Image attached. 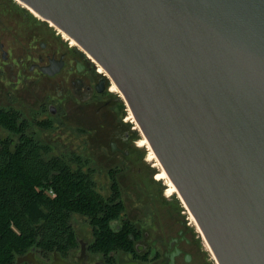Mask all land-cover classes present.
I'll list each match as a JSON object with an SVG mask.
<instances>
[{"label":"water","instance_id":"obj_1","mask_svg":"<svg viewBox=\"0 0 264 264\" xmlns=\"http://www.w3.org/2000/svg\"><path fill=\"white\" fill-rule=\"evenodd\" d=\"M18 1L117 86L216 263L264 264V0Z\"/></svg>","mask_w":264,"mask_h":264},{"label":"flooded vegetation","instance_id":"obj_2","mask_svg":"<svg viewBox=\"0 0 264 264\" xmlns=\"http://www.w3.org/2000/svg\"><path fill=\"white\" fill-rule=\"evenodd\" d=\"M18 4L0 0V143L36 148L35 189L72 200L54 228L65 243L25 253L43 264H217L185 205L153 179L107 74Z\"/></svg>","mask_w":264,"mask_h":264},{"label":"trees","instance_id":"obj_3","mask_svg":"<svg viewBox=\"0 0 264 264\" xmlns=\"http://www.w3.org/2000/svg\"><path fill=\"white\" fill-rule=\"evenodd\" d=\"M37 153L25 143L17 144L14 150L0 143V264H15L16 257L32 245L51 250L65 243L54 239V228L63 226L67 215L60 203L68 206L72 200L69 195L50 198L35 189L44 179ZM44 229L47 232L41 239Z\"/></svg>","mask_w":264,"mask_h":264},{"label":"bare ground","instance_id":"obj_4","mask_svg":"<svg viewBox=\"0 0 264 264\" xmlns=\"http://www.w3.org/2000/svg\"><path fill=\"white\" fill-rule=\"evenodd\" d=\"M16 1H17L21 6L28 8L24 3H22V2H20V1H18V0H16ZM28 9H29V11H30L33 15H35L37 18L42 19L40 16H38L36 13H34L30 8H28ZM51 25H53V24H51ZM62 34H63V33H62ZM63 36L66 37L67 39H71V38H69V37H68L67 35H65V34H63ZM71 40H72L73 42H75L73 39H71ZM75 43H76V42H75ZM99 66H100V65H99ZM100 67H101V66H100ZM101 68H102V67H101ZM111 90L114 91V92L119 93V89L117 88V86H116L114 83H111ZM128 114H129V116H128L129 119H130V120H134V117H133L131 111H130ZM139 144H140V145H143V146H145V147L148 148V150H149V153H148V159H152V160L154 161V164H155V165L158 167V169H159V174H158V176H159L160 178H162V179L165 181V183L167 184V189H166L165 193H166L167 195H170V194H173V193H176V194L178 195V193H177V189H176L175 185L171 182V180H170L169 177L167 176L166 172L161 168L158 159L156 158V156H155L153 150L151 149V147L149 146L147 139H146L143 135H142L141 139L139 140ZM178 197L180 198L179 195H178ZM180 200H181V198H180ZM181 201H182V200H181ZM190 217H191V219L193 220V222L195 223V219H194V217H193V215H192L191 213H190Z\"/></svg>","mask_w":264,"mask_h":264},{"label":"rangeland","instance_id":"obj_5","mask_svg":"<svg viewBox=\"0 0 264 264\" xmlns=\"http://www.w3.org/2000/svg\"><path fill=\"white\" fill-rule=\"evenodd\" d=\"M19 5V4H18ZM19 6H21V5H19ZM35 18V17H34ZM113 93H117V92H114L113 91ZM121 98V101H122V105L124 106V107H126L127 108V106L125 105V102H124V99L122 98V96H120ZM130 112V110L127 108V111H126V113H125V116H126V119H127V123H129L131 126H136V131L139 133V135H138V147L139 148H141V150L143 151V153H144V157L146 158V163H148L149 164V166L150 167H155V171H156V173L155 174H157V176H158V174H159V169H158V167L156 166V165H154V161L152 160V159H147L148 158V153H149V150H148V148L147 147H145V146H143V145H140L139 144V140L141 139V137H142V135H141V133H140V131L138 130V126H137V123H136V121H135V119L134 120H130L129 119V113ZM85 148H86V144H85ZM96 153H98L97 151H93V154H96ZM153 179H155L157 182H159V184L160 185H162L163 187H164V191H166V189H167V184L165 183V181L162 179V178H160L159 177V179H156V178H153ZM163 196L165 197V198H169V197H173V200H174V202H178L180 205H182L183 204V202L180 200V198L178 197V195L176 194V193H173V194H170V195H167L165 192H164V194H163ZM26 252V251H25ZM24 252V253H25ZM23 253V254H24Z\"/></svg>","mask_w":264,"mask_h":264}]
</instances>
